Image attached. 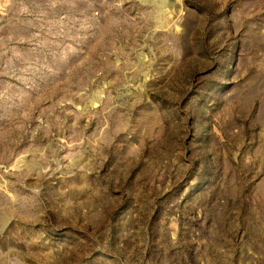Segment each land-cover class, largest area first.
<instances>
[{"label": "rangeland", "instance_id": "rangeland-1", "mask_svg": "<svg viewBox=\"0 0 264 264\" xmlns=\"http://www.w3.org/2000/svg\"><path fill=\"white\" fill-rule=\"evenodd\" d=\"M0 264H264V0H0Z\"/></svg>", "mask_w": 264, "mask_h": 264}]
</instances>
